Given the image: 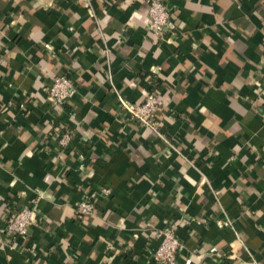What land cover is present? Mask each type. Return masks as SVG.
<instances>
[{
  "label": "crops",
  "instance_id": "0c3cea01",
  "mask_svg": "<svg viewBox=\"0 0 264 264\" xmlns=\"http://www.w3.org/2000/svg\"><path fill=\"white\" fill-rule=\"evenodd\" d=\"M90 4L0 0V264H155L145 232L165 225L178 264H264V0H166L180 26L167 43L148 0ZM58 76L77 92L55 110ZM148 91L178 151L121 110L117 92ZM87 195L97 209L80 220ZM38 197L41 226L8 242L7 218Z\"/></svg>",
  "mask_w": 264,
  "mask_h": 264
},
{
  "label": "built area",
  "instance_id": "2783aa9c",
  "mask_svg": "<svg viewBox=\"0 0 264 264\" xmlns=\"http://www.w3.org/2000/svg\"><path fill=\"white\" fill-rule=\"evenodd\" d=\"M148 4L147 30L159 40V43H167L177 38L180 34V26L167 6L166 0H148ZM85 6L88 8L90 14L94 15L90 0H85ZM45 91L47 97L44 99V102L49 103L55 110L69 103L77 92L74 82L67 76L55 77L52 84ZM117 97L121 110L126 112L132 120L150 129L168 146L178 151L173 140H170L163 134V122L156 116L158 109L162 105L160 98L152 91H148L142 102L139 103L129 102L119 92H117ZM51 127L54 132L53 136L57 139L60 149L71 151L74 148V131L62 124L52 125ZM203 184H208L206 179L202 180ZM110 194L111 190L109 188L101 189V195L104 198H108ZM96 206L97 198L87 195L77 204V218L82 220L85 217L93 215L97 209ZM40 214L39 197L30 206L11 214L7 218L3 232L7 237V241L13 242L18 238H27L33 227L41 226L42 216ZM217 225L219 228H232L234 223L230 219H224L219 220ZM145 236L147 239L152 238V240L159 243L158 248L152 255L155 264H178L179 256L184 247L178 236L176 226L165 225L161 229H156L155 232H145Z\"/></svg>",
  "mask_w": 264,
  "mask_h": 264
}]
</instances>
